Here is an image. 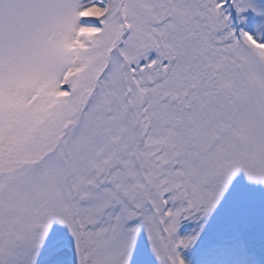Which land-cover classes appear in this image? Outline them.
Listing matches in <instances>:
<instances>
[{
    "label": "snow or ice",
    "instance_id": "1",
    "mask_svg": "<svg viewBox=\"0 0 264 264\" xmlns=\"http://www.w3.org/2000/svg\"><path fill=\"white\" fill-rule=\"evenodd\" d=\"M0 264H264V0H0Z\"/></svg>",
    "mask_w": 264,
    "mask_h": 264
}]
</instances>
